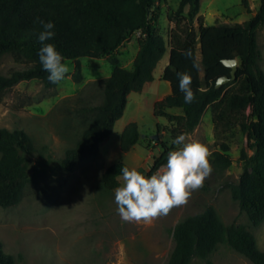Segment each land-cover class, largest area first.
I'll return each instance as SVG.
<instances>
[{
	"label": "trees",
	"instance_id": "16d2710c",
	"mask_svg": "<svg viewBox=\"0 0 264 264\" xmlns=\"http://www.w3.org/2000/svg\"><path fill=\"white\" fill-rule=\"evenodd\" d=\"M166 0H0V58L10 56L21 65L7 76L0 75V101L18 83L38 81L45 89L56 84L39 63L40 43L37 33L40 18L54 22L55 36L46 43L55 44L65 60L73 62V82L82 80L80 59L105 58L112 66L111 74L94 82L101 88L99 105L80 110L88 121L75 144L64 153L60 162L65 172L98 154V145L107 138L126 106L127 96L138 93L153 80V71L168 50V64L160 80L170 93L153 105L152 116L163 119L165 126H156V134L166 132L173 140L180 133H192L205 111L210 112L214 137L238 130L244 135L253 155L241 152L243 170L237 183L229 184L230 195L255 228L264 222V73L259 67L261 53L256 33L264 26V0L254 16L243 23L205 25L199 15L200 0H179L176 11L166 15L170 25L167 42L156 33L160 4ZM245 2V0H243ZM186 10V11H185ZM185 12V14H184ZM129 33L137 34L138 51L132 69L119 66L117 52ZM199 53V59L197 57ZM238 60L235 80L218 89L216 81L229 76L222 60ZM178 72L191 77L193 100L185 103L179 90ZM177 109L178 114L170 113ZM136 123L127 124L120 133L119 149L128 153L138 144ZM161 145L162 152L153 158L146 173L150 175L174 149ZM221 152H228L224 143ZM39 154L31 138L21 129L0 128V208L15 207L25 184L36 174ZM209 163L221 172L231 159L213 152ZM118 162L106 168L101 187L112 191L120 186ZM173 248L165 264H190L199 259L208 262L218 246L225 245L251 264H264V251L257 248L253 233L243 225H224L212 207L176 223L172 230ZM0 264H14L0 244Z\"/></svg>",
	"mask_w": 264,
	"mask_h": 264
},
{
	"label": "rangeland",
	"instance_id": "374dc122",
	"mask_svg": "<svg viewBox=\"0 0 264 264\" xmlns=\"http://www.w3.org/2000/svg\"><path fill=\"white\" fill-rule=\"evenodd\" d=\"M178 3L179 0H166L160 4L155 31L164 42L170 29L166 15L176 11ZM259 3V0H200L199 15L205 25L243 23L255 15ZM126 39L134 51L138 46L137 34L129 33ZM256 39L261 53L259 67L264 73V26L258 29ZM79 61L82 75L79 83L71 78L73 62L65 60L69 71L55 87L45 89L38 81L20 82L0 101V128L23 130L39 154L37 173L25 184L18 204L11 209L0 208V244L13 257L14 264H165L173 248V227L208 206L224 225L248 228L257 248L264 251V222L253 228L232 200L228 188L238 182L242 173L241 152L247 157L253 152L238 130L214 137L209 110L188 140L202 143L208 149V159L213 152L227 155L231 165L221 172L211 166L203 186L192 192L186 204L150 223L122 221L116 212L113 190L101 187V176L108 166L118 162L146 174L153 158L162 152L161 145H172L166 132L156 134V126H165L166 122L154 118L151 111L144 110L137 117L140 140L128 153L120 151L119 138L122 124L137 115L132 101L121 122L99 143L95 157L71 172L61 168L64 153L75 144L88 123L84 117L91 118L80 110L101 103V88L94 82L104 79L108 67L111 68L105 58ZM164 62L168 64V52L157 65L156 75ZM20 68L10 56L0 58V75L7 76L11 70ZM220 143L228 147V152H221ZM118 181L120 185L123 183L122 178ZM190 264L251 263L220 245L207 263L194 259Z\"/></svg>",
	"mask_w": 264,
	"mask_h": 264
},
{
	"label": "clouds",
	"instance_id": "9594fccd",
	"mask_svg": "<svg viewBox=\"0 0 264 264\" xmlns=\"http://www.w3.org/2000/svg\"><path fill=\"white\" fill-rule=\"evenodd\" d=\"M41 30L37 33L40 43L39 63L48 73L47 79L56 84L66 78L69 68L65 57L53 43H46L55 36V25L37 18ZM178 86L185 103H191V77L187 72H178ZM176 146L167 153L165 163L150 175L135 168L120 169L123 183L114 188L116 212L124 222L150 223L153 219L167 216L177 206L188 202L192 192L203 186L211 173L208 149L199 141L188 140L187 133H180L173 140Z\"/></svg>",
	"mask_w": 264,
	"mask_h": 264
},
{
	"label": "crops",
	"instance_id": "0c3cea01",
	"mask_svg": "<svg viewBox=\"0 0 264 264\" xmlns=\"http://www.w3.org/2000/svg\"><path fill=\"white\" fill-rule=\"evenodd\" d=\"M128 44H129V41H127V39H126V41H124L120 45V47L118 48V52H117V58H118L120 67H122L126 70H131L133 60H134L136 53L138 51V46L133 51V49L131 48V43L129 45ZM166 52H168V50ZM166 52H165V54H166ZM165 54L162 57V59L159 61L158 64H160L164 60ZM165 65H166V62H164L163 67L159 70L157 75H156V70H157L156 69L157 66H156V68L153 71V80L149 83H146L140 92L130 93L127 96L126 106L124 108L122 116L120 117L119 120L116 121L114 126H116L117 124H119V122H121L129 101H132V103L134 104V110H135L137 115L134 116L133 118L132 117L129 118L124 124H122L121 127H123V128L129 123L138 124L137 117L140 114H142L144 112V110L151 111V113H152L154 103L161 100L164 96H166L170 93L168 84L166 82H163L160 80V76L162 74V71H163ZM107 70L108 71H107L106 77H108L111 74L112 66L110 69L108 67ZM176 111H178V110L173 109V110H170L169 112L176 114Z\"/></svg>",
	"mask_w": 264,
	"mask_h": 264
},
{
	"label": "water",
	"instance_id": "95a60500",
	"mask_svg": "<svg viewBox=\"0 0 264 264\" xmlns=\"http://www.w3.org/2000/svg\"><path fill=\"white\" fill-rule=\"evenodd\" d=\"M221 63L224 67L229 69V76H224L219 78L215 83V88L218 89L222 85H225L231 81L235 80V73L238 67V60L231 59V60H222Z\"/></svg>",
	"mask_w": 264,
	"mask_h": 264
}]
</instances>
